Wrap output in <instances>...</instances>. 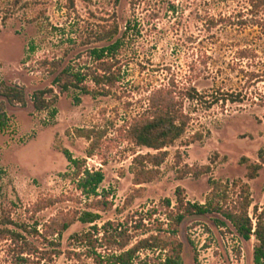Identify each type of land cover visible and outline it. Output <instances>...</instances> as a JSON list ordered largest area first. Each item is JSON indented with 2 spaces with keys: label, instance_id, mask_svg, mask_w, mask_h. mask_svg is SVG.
I'll use <instances>...</instances> for the list:
<instances>
[{
  "label": "rangeland",
  "instance_id": "rangeland-1",
  "mask_svg": "<svg viewBox=\"0 0 264 264\" xmlns=\"http://www.w3.org/2000/svg\"><path fill=\"white\" fill-rule=\"evenodd\" d=\"M115 24L119 34L100 41ZM117 40L120 46L106 55L120 70L111 95L61 92L55 79L63 68L96 70L94 50ZM0 82L27 93L26 105L0 95V229L22 236L4 239L0 231V264H94L85 254L69 257V250H87L73 240L76 234L144 218L130 231L133 244L169 228L164 200L174 209L178 187L188 201L206 204L213 180L229 184V207L240 205L242 189L233 183L250 185L255 232V208L264 209V167L254 179L247 173L264 149V0H0ZM42 89H53L58 99L36 110L33 95ZM168 89L189 117L187 131L165 149L162 165L142 176L148 181L136 184L134 157L157 151L131 142L125 126ZM80 128L106 132L94 156H87L90 143L77 135ZM69 156L84 160L82 168L103 170L99 198L78 189ZM204 165H211L209 174L186 175ZM96 199L112 206L91 208ZM90 211L100 218L82 222ZM6 219L12 224L3 226ZM68 221L73 224L59 234ZM178 238L181 264H255L257 238L244 239L220 213L187 216ZM30 243L37 247L32 255ZM116 249L97 251L107 256Z\"/></svg>",
  "mask_w": 264,
  "mask_h": 264
},
{
  "label": "trees",
  "instance_id": "trees-1",
  "mask_svg": "<svg viewBox=\"0 0 264 264\" xmlns=\"http://www.w3.org/2000/svg\"><path fill=\"white\" fill-rule=\"evenodd\" d=\"M119 31V25L115 24L114 28L110 32L101 35L99 40H108L118 35ZM120 42L121 40H117L116 43L108 47L94 50L96 61H99L94 71L83 72L80 69L75 70L71 66L63 68L55 79L56 84L61 88V92H66L74 88L93 96L111 95L113 89L116 88L120 80V70L114 71L116 65L112 59H107L106 55L117 49L120 46ZM52 65L54 71L59 70L63 63L62 60H60L53 62ZM88 80L94 84V88L89 86L87 83ZM193 91L197 92L195 89H193ZM166 92L168 95L167 97L156 102H151L149 108L143 113L133 117L130 123L125 126L126 136L131 142L139 147H146L157 151L156 153L137 154L134 157L133 170L136 172V184H143L148 181V178L143 180L142 176L150 174L156 170L157 167L162 165L168 155L165 149L181 139L186 133L189 125V117L184 113L181 106L182 103L170 97L173 94L172 90L168 89ZM186 94L188 98L191 99H195L196 96H198L197 93H195V95L191 92ZM0 95L8 99L10 103L27 104L26 90L20 85L0 82ZM57 99L58 96L54 95L53 89L38 90L33 95L34 107L36 110H45L54 105ZM105 134V131L96 128H80L77 130V135L80 138L87 139L90 143L86 151L87 156L91 157L95 155V149ZM259 158V162L248 165L247 176L250 179L256 178L260 170L264 167V149L259 152ZM69 160L73 164V168L77 169L76 176L79 180L77 184L78 189L87 196L92 195L99 198L98 189L104 181L103 170L89 169L87 167L82 168L84 160L74 159L72 156H69ZM245 160H247V158H244L242 161L245 162ZM210 172L211 165H204L197 167L194 172L188 171L186 175L201 177ZM151 178L152 177H149V179ZM238 183L239 181H235L233 185H239L242 189L239 206H228L230 197L228 191L229 184H225L221 181L213 180L211 182L212 187L208 194V202L206 204L188 201L186 190L183 187H178L176 189L177 199L174 209H171L172 201L170 198L164 200L167 206V212L165 214L169 220L168 229H162V227H160L158 233L139 239L131 244L133 235L130 231L132 228L139 230L143 220H145L144 218L140 221H134L133 218H135V216H131L124 221H108L101 227L95 224L90 227L89 231L76 234L72 237L76 244L86 246L87 250L84 253L69 250V257L77 256L81 258V256L85 254L92 258L94 264H181L183 258V243L178 238L181 223L187 216L216 212L229 220L244 239L250 240L252 236L257 238L254 249V261L255 264H264V209L259 212L260 209L258 207L255 208L257 227L255 232H253V221L249 213V208L253 203L250 185L248 183ZM2 193L3 186L0 181V199ZM104 197L108 198L107 196ZM94 201L91 208L99 209L112 206V203L107 201V199H96ZM52 204L53 201L52 203L50 202L49 205H45L44 208ZM153 215L154 213H152L150 217L152 218ZM99 218L98 213L90 211L83 214L81 221L93 224ZM133 222H135L134 227ZM1 224H3V226H8L12 224V221L6 219V221L3 223L1 222ZM72 224L73 221L65 222L58 233L60 234L64 230H67ZM161 225H163L162 222ZM0 231L3 233L4 239L9 238L15 241L22 238L20 233L12 231L7 227L0 229ZM102 231H104V233H102V237L99 238L97 234ZM25 240L26 244H29V241H27V239ZM50 242L53 244V241ZM30 244V248L27 249L26 252L32 255L36 252L37 247L33 248L35 245L32 243ZM104 246H116L117 249L114 253L106 256L97 251L99 247ZM54 252L59 253L60 251L56 250ZM151 253L153 256L150 255ZM21 258L25 260L24 257Z\"/></svg>",
  "mask_w": 264,
  "mask_h": 264
}]
</instances>
